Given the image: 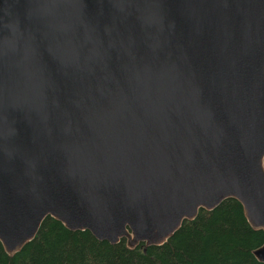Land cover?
I'll return each instance as SVG.
<instances>
[{"label": "water", "instance_id": "95a60500", "mask_svg": "<svg viewBox=\"0 0 264 264\" xmlns=\"http://www.w3.org/2000/svg\"><path fill=\"white\" fill-rule=\"evenodd\" d=\"M227 198L264 230V0H0L7 254L46 217L162 245Z\"/></svg>", "mask_w": 264, "mask_h": 264}, {"label": "trees", "instance_id": "16d2710c", "mask_svg": "<svg viewBox=\"0 0 264 264\" xmlns=\"http://www.w3.org/2000/svg\"><path fill=\"white\" fill-rule=\"evenodd\" d=\"M264 230L253 228L240 202L223 200L200 209L162 245L129 247L96 239L88 230L72 231L46 217L33 240L9 255L0 243V264H264L253 251Z\"/></svg>", "mask_w": 264, "mask_h": 264}]
</instances>
